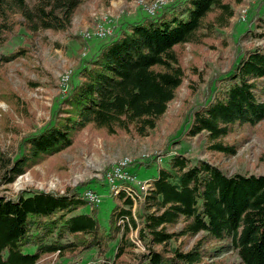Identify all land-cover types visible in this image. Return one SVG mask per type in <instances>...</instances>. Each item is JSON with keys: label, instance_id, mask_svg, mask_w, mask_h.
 <instances>
[{"label": "trees", "instance_id": "1", "mask_svg": "<svg viewBox=\"0 0 264 264\" xmlns=\"http://www.w3.org/2000/svg\"><path fill=\"white\" fill-rule=\"evenodd\" d=\"M85 1L90 0H34L32 5L0 0V99L9 106L0 109V130L8 138L7 150L0 143V182H12L53 159L58 162L48 170L63 172L67 165L60 153L80 141L85 129L104 137L147 135L185 81L186 95L171 128L190 135L205 131L213 157L169 153L166 146L144 199L135 197L132 211L134 199L120 189L105 223L98 203L81 189L88 181L66 184L62 192L29 185L14 195L0 193V264H45L54 252L77 261L87 250L97 264H264V171L227 173L215 162L234 155L251 134L264 141V43L239 44L227 67L204 80L210 53L229 44L227 29L242 0H167L155 14L122 19L76 63L65 92L36 130L35 109L5 73L17 61L38 69L39 30L64 31ZM261 7L264 12V0L256 4ZM254 19L264 26L263 13H254ZM245 32L264 34L248 26L239 37ZM73 36L83 51L89 38ZM29 81L31 87L39 84ZM197 91L202 100L193 103ZM151 157L128 163L147 166ZM121 216L128 218L124 226L117 223ZM129 225L137 227L145 251L134 250ZM31 244L34 252L22 251ZM230 249L238 261L221 255Z\"/></svg>", "mask_w": 264, "mask_h": 264}, {"label": "rangeland", "instance_id": "2", "mask_svg": "<svg viewBox=\"0 0 264 264\" xmlns=\"http://www.w3.org/2000/svg\"><path fill=\"white\" fill-rule=\"evenodd\" d=\"M33 1L26 0L28 5H32ZM154 1L156 0H109V3L102 0L85 1L80 6L79 11L73 15L70 26L64 31L39 30L38 39L40 43L37 45L38 50L35 55L38 69H28L26 66L21 65L20 61H17L10 65L5 73L11 86L23 98L29 100L31 106L35 109L36 130L46 123L56 100L65 92L68 81V79L66 82L64 81L65 75L67 73L70 75L76 63L80 62L83 56L89 55L97 47L98 42L101 41L96 36H92L87 39V46L81 51L79 40L73 35L80 34L83 36L85 29L92 30L99 22L111 25L114 28L122 19H134L145 12L149 13L147 7ZM258 1L242 0L241 3L235 6L232 26L227 29L229 44L227 48L220 50L219 54L217 52L210 53V67L208 68V74L204 76V80L219 69L223 70L227 67L239 44L248 42L254 44L264 43V34L255 36L251 32H245L239 37L248 26L253 28L255 32L264 31V26L257 25L259 23L257 19L251 21L254 13H263L264 17L262 7L260 9L256 8ZM43 36H46L44 42L42 41ZM14 41L19 42L20 39L16 38ZM11 45L12 43L5 44L2 47L7 49ZM218 56L221 57L220 60H217ZM29 80H38L39 84L31 87V81ZM204 80L200 84V89L205 87L206 81ZM186 91L185 81L178 90V95L168 104L162 119L147 135L126 133L117 137H104L85 129L81 134L80 141L60 153V157L65 159L67 165L63 172L48 170L49 164H56L58 159L48 160L45 165H36L32 170H26L12 182H0V193L14 195L20 188L29 185L40 188V184L44 185L41 189L52 186L47 189L61 191L66 184L76 185L88 181L81 186V189L91 188L99 194L100 200L97 202L98 217L101 222L105 223L109 211L117 202L115 194L118 193L113 192L111 183L107 179V166L114 165L116 161L124 159L128 162L137 158L149 161L152 158L151 156L154 155V160L147 166L145 164L128 163L123 170L130 177L129 181L133 184L130 186L135 189V195L138 194L139 199H144L148 188L152 184L150 181L158 175V166L164 160L162 153L166 146L169 153L181 152L190 157L212 159L213 155L206 150L207 138L205 131L190 135L187 134V131L180 133L181 127L175 132L171 128L172 121L175 117H178L176 111L185 98ZM201 100L202 93L200 91L191 96L193 103H198ZM8 108L9 106L5 100L0 99V109L7 110ZM17 120L21 121L20 118H17ZM5 139L8 138L0 130V143L7 150ZM7 154H10V152H7ZM215 160L221 169L227 173L234 171L261 173L264 171V141L260 136L251 134L234 155L230 157L221 156L220 159ZM34 171L37 175L33 173ZM19 181L20 183L17 185ZM132 198L134 199L133 211L136 199L135 196ZM89 208V206H86L84 209L89 210ZM117 223L120 224L119 218ZM179 226L180 224H177L174 228L178 229ZM120 227L123 229L122 226ZM131 233H137L138 235L137 227L129 225V237ZM182 238L180 237L179 240ZM191 242H193V238L189 240V243ZM188 245L186 244L185 247ZM35 250L36 245L34 244L22 246L24 252H34ZM134 250L143 252L146 249L144 245L137 247L135 244ZM221 255L227 256L228 261H238L235 250H224ZM45 264H97V258L92 250L84 251L77 261L69 260L66 257L58 258L57 252H54L46 257Z\"/></svg>", "mask_w": 264, "mask_h": 264}, {"label": "built area", "instance_id": "3", "mask_svg": "<svg viewBox=\"0 0 264 264\" xmlns=\"http://www.w3.org/2000/svg\"><path fill=\"white\" fill-rule=\"evenodd\" d=\"M165 1L164 0H156L153 3H151L147 9L148 12L150 14H154L155 12L158 11V9L160 8L161 4H163ZM140 3V2H139ZM113 32V27L111 25H106L105 23H97L94 28H92V30L89 29H85L83 31V35L85 37H92V36H96V37H106L108 35H110ZM69 73H67L64 77V81L66 82L68 79ZM128 163V161L126 159L122 160V161H117V163H115L114 165H112V167L106 172V176L107 179L109 180V182L111 183V188L113 190L114 193H117L120 189L125 190L129 195H131V197H137V195H135V189L133 187H131L129 184H125L122 181L123 180H130V177L127 175V173L124 170V165H126ZM120 181V182H119ZM40 188H43L44 185L40 184L39 185ZM52 186H46L45 188H51ZM61 191H63V189H61ZM84 196L87 197L89 200L93 201V202H98L100 200V196L97 192H95L92 189H84L83 190ZM134 194V196H133ZM128 218L127 217H119V223L123 226L125 224V221H127ZM132 241L134 242V244H136L137 247L143 246L141 240L139 239L137 233L135 234H130Z\"/></svg>", "mask_w": 264, "mask_h": 264}, {"label": "bare ground", "instance_id": "4", "mask_svg": "<svg viewBox=\"0 0 264 264\" xmlns=\"http://www.w3.org/2000/svg\"><path fill=\"white\" fill-rule=\"evenodd\" d=\"M126 182V181H125ZM20 183V181L17 183V185Z\"/></svg>", "mask_w": 264, "mask_h": 264}]
</instances>
